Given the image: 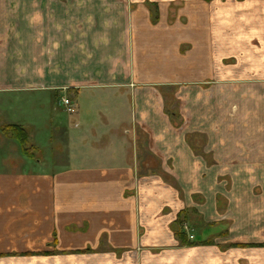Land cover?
I'll list each match as a JSON object with an SVG mask.
<instances>
[{
	"label": "crops",
	"instance_id": "obj_1",
	"mask_svg": "<svg viewBox=\"0 0 264 264\" xmlns=\"http://www.w3.org/2000/svg\"><path fill=\"white\" fill-rule=\"evenodd\" d=\"M4 125L0 264H264V0H0Z\"/></svg>",
	"mask_w": 264,
	"mask_h": 264
},
{
	"label": "trees",
	"instance_id": "obj_2",
	"mask_svg": "<svg viewBox=\"0 0 264 264\" xmlns=\"http://www.w3.org/2000/svg\"><path fill=\"white\" fill-rule=\"evenodd\" d=\"M0 131L5 135H10L16 138L21 146L22 152L26 156L28 157L34 156L35 148L33 147V145L29 143V133L24 127L19 125H4L0 127ZM184 222L185 221L180 217L179 219H177V225H179L180 230L177 231L176 235L179 237L181 242L186 243L188 240L186 235L182 231V226L184 225Z\"/></svg>",
	"mask_w": 264,
	"mask_h": 264
},
{
	"label": "built area",
	"instance_id": "obj_3",
	"mask_svg": "<svg viewBox=\"0 0 264 264\" xmlns=\"http://www.w3.org/2000/svg\"><path fill=\"white\" fill-rule=\"evenodd\" d=\"M61 103L68 113H73L75 111V105L71 102L69 98H62ZM189 238H192V236H190Z\"/></svg>",
	"mask_w": 264,
	"mask_h": 264
},
{
	"label": "rangeland",
	"instance_id": "obj_4",
	"mask_svg": "<svg viewBox=\"0 0 264 264\" xmlns=\"http://www.w3.org/2000/svg\"><path fill=\"white\" fill-rule=\"evenodd\" d=\"M178 6V5H177ZM177 6H175V7H177ZM155 8H153V6L152 5H149V7H148V11H149V13H151L152 12V14H154L155 13ZM171 12H172V14L174 13L175 14V12H177L176 10H171ZM63 94V93H62ZM64 95H65V93H64ZM65 97H66V95H65ZM68 97V96H67ZM62 104V103H61ZM60 104V105H61ZM62 106V105H61ZM61 113H63V112H61ZM47 150V149H46ZM45 153H46V151H45ZM45 153L43 154V156H45ZM190 237V236H189Z\"/></svg>",
	"mask_w": 264,
	"mask_h": 264
}]
</instances>
